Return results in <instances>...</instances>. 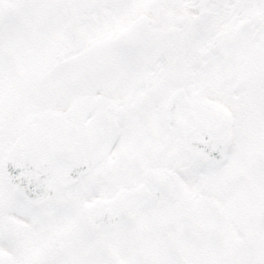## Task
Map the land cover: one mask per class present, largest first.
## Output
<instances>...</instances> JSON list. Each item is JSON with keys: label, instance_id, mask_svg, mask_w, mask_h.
<instances>
[{"label": "snow or ice", "instance_id": "1", "mask_svg": "<svg viewBox=\"0 0 264 264\" xmlns=\"http://www.w3.org/2000/svg\"><path fill=\"white\" fill-rule=\"evenodd\" d=\"M0 264H264V0H0Z\"/></svg>", "mask_w": 264, "mask_h": 264}]
</instances>
